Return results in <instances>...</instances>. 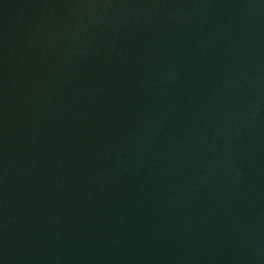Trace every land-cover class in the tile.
Instances as JSON below:
<instances>
[{
  "label": "water",
  "instance_id": "water-1",
  "mask_svg": "<svg viewBox=\"0 0 264 264\" xmlns=\"http://www.w3.org/2000/svg\"><path fill=\"white\" fill-rule=\"evenodd\" d=\"M0 264H264V0H0Z\"/></svg>",
  "mask_w": 264,
  "mask_h": 264
}]
</instances>
